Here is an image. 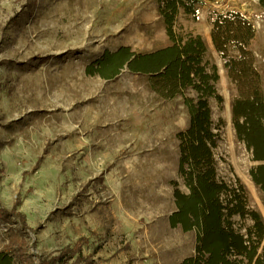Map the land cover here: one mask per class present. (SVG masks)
Instances as JSON below:
<instances>
[{
    "label": "rangeland",
    "instance_id": "obj_1",
    "mask_svg": "<svg viewBox=\"0 0 264 264\" xmlns=\"http://www.w3.org/2000/svg\"><path fill=\"white\" fill-rule=\"evenodd\" d=\"M236 10L255 27L249 50L264 96V3L207 0L180 10L179 36H201L203 63L217 70L218 173L239 181L264 220V164L237 136L233 104L250 95L229 73L212 40L217 12ZM172 43L158 0H0V253L13 264H181L198 231L172 227L178 133L190 115L184 96L160 95L155 76L124 67L114 78L87 73L107 50L136 53ZM195 96L193 89L185 92ZM246 232L250 217H234ZM264 238L262 241L263 250Z\"/></svg>",
    "mask_w": 264,
    "mask_h": 264
},
{
    "label": "trees",
    "instance_id": "obj_2",
    "mask_svg": "<svg viewBox=\"0 0 264 264\" xmlns=\"http://www.w3.org/2000/svg\"><path fill=\"white\" fill-rule=\"evenodd\" d=\"M213 1V0H211ZM207 0H158L167 34L172 43L145 53H136L129 46L107 50L89 64L87 73L114 78L124 67L134 73L155 76L153 88L163 97L184 96L190 121L178 133L180 140L179 172L187 191L174 181L176 209L170 214L172 227L198 231L195 254L181 264H264V220L249 207L243 185L230 184L218 173L215 150L221 140L220 124L212 117L210 99L219 98L216 87L219 75L203 63L206 44L201 36L184 38L175 29L180 10L196 14ZM264 3V0H261ZM212 40L225 58L231 76L241 85L251 79L250 95L233 104V123L239 139L245 141L256 160L264 161V96L261 76L253 67L249 50L255 36L251 21L236 10L217 12L212 21ZM193 89L195 96L185 92ZM255 182L264 190V164L252 169ZM250 217L246 232L236 225L234 217ZM63 253L50 263L67 262ZM0 264H13V257L0 253Z\"/></svg>",
    "mask_w": 264,
    "mask_h": 264
}]
</instances>
